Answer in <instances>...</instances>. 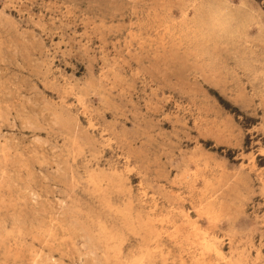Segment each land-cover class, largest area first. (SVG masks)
Returning <instances> with one entry per match:
<instances>
[{
    "label": "rangeland",
    "instance_id": "374dc122",
    "mask_svg": "<svg viewBox=\"0 0 264 264\" xmlns=\"http://www.w3.org/2000/svg\"><path fill=\"white\" fill-rule=\"evenodd\" d=\"M259 148L264 0H0V264H264Z\"/></svg>",
    "mask_w": 264,
    "mask_h": 264
},
{
    "label": "bare ground",
    "instance_id": "6f19581e",
    "mask_svg": "<svg viewBox=\"0 0 264 264\" xmlns=\"http://www.w3.org/2000/svg\"><path fill=\"white\" fill-rule=\"evenodd\" d=\"M245 140H246V139H245ZM257 154L260 155V156H263V157H264V150L261 149V148H259L258 151H257ZM251 155H252V154H251ZM250 165H251V164H250ZM260 166H261V165H260ZM249 167H250V166H249ZM251 168H252V167H251ZM258 173H260V172H258ZM260 174H261V176H262V180H261V179H260V180L262 181V186L264 187V172L261 171ZM171 211H172V210H171ZM179 212H180V211H179ZM183 212H184V211H183ZM176 213H177V212H176ZM180 213H181V212H180ZM205 214H206V213H205ZM206 217H207V216H206ZM182 222H183V221H182ZM184 224H186V223H184ZM173 227H175V226H173ZM170 229H171V228H170ZM176 229H177V228H176ZM203 233H204V232H203ZM172 234H173V233H172ZM174 236H175V235H174ZM203 240H204V239H203ZM209 244H210V243H209ZM211 245H212V243H211ZM211 245H210V246H211ZM214 247H215V246H213V248H214ZM215 249H216V247H215ZM256 250H257V249H256ZM219 251H220V250H219ZM233 252H234V251H233ZM219 254H222L221 251H220ZM237 256H238V255H237ZM257 256H258V255H257ZM195 257H196V256H195ZM217 258H218V257H217ZM219 258H220V257H219ZM223 258H224V257H223ZM226 258H227V257H225L224 259H226ZM241 258H242V257H241ZM243 259H244V257H243ZM254 259H255V258H254ZM193 261H194V260H193ZM196 261H197V260H196ZM229 261H230V260H229ZM255 261H256V260H255ZM223 262H224V261H223ZM141 263H142V262H141ZM193 263H194V262H193ZM195 263H196V262H195ZM195 263H194V264H195ZM197 263H198V262H197ZM226 263H227V262H226ZM235 263H236V261H235ZM230 264H231V263H230Z\"/></svg>",
    "mask_w": 264,
    "mask_h": 264
}]
</instances>
